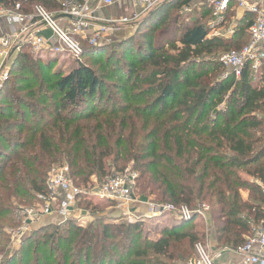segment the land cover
<instances>
[{
  "label": "trees",
  "instance_id": "1",
  "mask_svg": "<svg viewBox=\"0 0 264 264\" xmlns=\"http://www.w3.org/2000/svg\"><path fill=\"white\" fill-rule=\"evenodd\" d=\"M61 1L0 4L13 8L20 2L21 12L30 13L35 5L60 10ZM194 2L158 3L117 46L85 43L82 56L90 63L73 58L67 70L56 67L52 76L47 73L53 56H43L51 51L33 53L22 45L11 68L29 72L25 63H35L39 83L29 100L13 96L15 103L0 104V252L8 243L4 226L20 223L14 203L26 204L34 193L47 191L52 165H66L78 185L131 165L140 193L157 203L193 208L207 199L215 207L211 220L223 247L238 250L252 226L264 223V67L257 80L249 66L235 78L224 75L221 62L207 59L219 49L244 46L250 16L240 17L229 38L209 36L213 9L206 0L192 8ZM234 15L229 12V18ZM46 85L55 98L48 119L42 116ZM2 97H9L7 80ZM78 204L94 214L87 226L69 218L39 227L0 263L173 264L194 257L195 243L205 239L204 229L194 230L197 214L174 220L152 239L142 220L111 214L110 219L106 205ZM48 230L47 238L40 236Z\"/></svg>",
  "mask_w": 264,
  "mask_h": 264
},
{
  "label": "built area",
  "instance_id": "2",
  "mask_svg": "<svg viewBox=\"0 0 264 264\" xmlns=\"http://www.w3.org/2000/svg\"><path fill=\"white\" fill-rule=\"evenodd\" d=\"M116 1L121 0H62V7L58 13L59 18L41 5H35L32 13H23L20 10V2H17L13 8H4L0 4V15L6 18L8 24L19 26V29H13L12 33L0 37V54H6L7 50L13 47L19 49L23 44H27L33 53L40 52L46 46L50 51L63 50L68 55L79 58L83 53L84 43L94 45L104 42L101 36L107 31L108 26L115 23H132L164 0H125L135 8L130 17L111 19L98 15L99 10L101 11L103 7H108ZM206 1L213 9L212 18L209 21L211 31L223 28V32L217 35L219 37L229 38L236 32L237 15L228 18L230 11H242L250 16L247 30L248 41L240 49L224 53L220 61L225 67L232 70L235 78L241 76L246 66H249L254 73H261L264 67V0ZM39 23L51 29L57 43L47 40L41 34ZM227 27L228 31L225 33ZM6 76L7 72L5 71L1 75L0 86ZM137 177V172L128 166L121 172L107 174L100 185L81 186L68 175L66 166L55 167L48 173L47 191L37 195V201L42 202L41 207L23 211V227L15 235L19 239L23 237L29 225L38 220L40 216L48 218L58 215L62 219L60 222L74 218L78 224L83 225L84 223H79L84 219L78 214V210L73 212L76 203L80 200L106 205L111 210H117L119 216H128L131 212L128 203L134 200ZM148 208L151 216L173 213L184 220L190 219L196 214L204 215V210L207 209L204 205L196 210H191L186 205L176 206L171 203L157 202H150ZM86 211L87 213L82 216L86 215L85 217L89 218V211ZM127 219L132 221L138 218L128 217ZM244 238V244L238 248V251L243 254V264H264L263 221L259 225L252 226L251 233ZM195 252V256L186 264H215L205 246L200 242L195 243Z\"/></svg>",
  "mask_w": 264,
  "mask_h": 264
},
{
  "label": "rangeland",
  "instance_id": "3",
  "mask_svg": "<svg viewBox=\"0 0 264 264\" xmlns=\"http://www.w3.org/2000/svg\"><path fill=\"white\" fill-rule=\"evenodd\" d=\"M62 2V1H61ZM201 0H196V2L193 3V5L191 6L192 8H195L197 7V4L200 3ZM116 3V2H115ZM43 7V6H42ZM44 8V7H43ZM112 6H109V7H103V9L100 11H98V15L101 16V17H105V18H111V19H118L120 17H123V16H132L133 12L131 13V9H128V10H124L127 15H125L124 13L123 14H116V15H112L111 13V10H112ZM61 10V9H60ZM60 10H54V11H49L50 13H53V14H58ZM109 11L107 14H102V13H105ZM187 12V11H185ZM144 14V13H143ZM142 14V15H143ZM141 15V16H142ZM141 18V17H140ZM229 18V16H228ZM138 22V20L136 21H133L132 23H115L111 26H108L109 28H107V31L101 36V39L104 41L103 44H94V45H88L90 47H93V48H96L98 46H102V45H106V46H111V47H115L117 46V44H114L116 43L117 41H120V38L124 35H127L128 33L129 36L131 34H133V32L136 30V23ZM105 24V23H104ZM228 31V27L225 28V33ZM221 32H223V28L221 29H214V30H210L209 32V36H217L219 35ZM214 34V35H213ZM54 41V43H57L56 42V39L52 40ZM85 44V43H84ZM58 45V44H57ZM226 51H222V49H219L216 53H213L211 56H208L207 59H212L213 61H217V62H221L220 59L222 57V55L224 53H226ZM53 53V54H51ZM44 55H48L50 57H52L51 59V64L53 63V67L51 69V71H48L47 74H49L50 76H52L53 74V71L55 70L56 67H58L59 69V72H61V70H67L68 67L71 66V63L73 61V58L75 57H72L70 55L67 54L66 51H51L49 53H43V56ZM79 58H82V60L90 63L91 59L89 58V56L85 55V56H80ZM104 58H106V55H104ZM13 62V60H12ZM12 62H7V64L5 65V68L3 69V71L1 70V73H0V79H1V75L3 72H7V76L5 77V80H7V87L9 88V97L7 99H5L4 97L0 98V104H10V103H15L16 101L13 99V96L15 97H22V98H25L26 100H29V94L30 92H33L32 90H36L38 89L37 85H38V81H35L33 78V76L37 75L38 76V73H39V70L37 68L36 65H34L35 63H30L29 61L25 63V68H28L29 67V72L27 71H23V70H19L16 69V70H13L11 68L12 66ZM222 64V63H220ZM222 66L224 67V75H230L232 74V70L230 68H227L225 67L223 64ZM13 70V71H12ZM41 70V69H40ZM42 72V70H41ZM47 72V71H46ZM254 73V72H253ZM34 74V75H33ZM255 74V79L257 80V76L260 75L261 73H259L258 75L256 73ZM21 76V77H20ZM22 78L26 79V81L22 80ZM40 78V77H39ZM45 78V76H42L41 79L43 80ZM49 77H46L45 79H48ZM39 79V80H41ZM4 80V81H5ZM3 81V82H4ZM49 82V81H48ZM43 91H45L46 95L44 97H46V101L44 102V104L42 105L43 106V112H42V116L45 118V119H48L47 115L48 114H52V112L55 111V103H54V100L55 98L53 97L54 96V93H53V90L49 87V85H46V87L43 89ZM52 96V97H50ZM50 98V99H47V98ZM52 104H54V106H52ZM46 109V110H45ZM35 120H38V117H36ZM32 124V123H31ZM30 124V125H31ZM33 126V124L31 125ZM12 135H15V132L11 133V136ZM55 166H58V165H55ZM63 166H66V165H63ZM63 166H60V167H63ZM120 166V165H119ZM132 168L131 165H128ZM127 166V167H128ZM126 167V168H127ZM55 168L54 165H52L49 169V171L47 172V175H46V178H45V184H46V179L48 177V173H50V171ZM133 169V168H132ZM109 170V174L112 173V172H121L123 170H118L117 167H114L112 169H108ZM134 170V169H133ZM135 171V170H134ZM137 172V171H136ZM138 174V173H137ZM240 174L242 176H244L245 178H247L248 180L250 181H253V182H257L256 180H254L253 178L247 176L244 172H240ZM105 178V177H104ZM104 178H100V177H97V176H93L91 177V181L88 182L87 184L86 183H80L82 186H88V185H100V183H102V181L104 180ZM42 193V192H40ZM35 195V199H33V201L31 202H28L26 204H18V202L14 203V205L17 206L18 208V214H19V220H20V223L17 225V226H4V231L6 232L7 234V246L5 248V252H0V262H1V258L2 256H4V254H6L7 252H13L15 250H17L19 248V246L21 245V242L23 241V239H25L26 237L28 236H31L34 234V231H36L39 227H42V226H47L48 224H50L51 222L52 223H55V224H58V225H61L63 222H60V219L61 217H59L58 215H53L51 217H45L43 218V216H40V218L38 220H36L35 222L31 223L28 227V229L24 232V236L21 237L19 239V237H17L15 234L19 231H21V228L23 227V221H24V215H23V211L25 209H39L41 207V203L40 201H37L38 198H37V195L39 193H34ZM134 200L130 201L128 203V208L129 210H131L130 212V215L128 216H120L119 218H125V217H130L132 219L136 218L137 217V214H138V209H136V206L137 204H140V205H146L147 207H149V203L150 202H155L153 201V196H146V195H142L139 191V189L137 188V185H136V188H135V192H134ZM243 196L245 198H248V194L246 192L243 193ZM250 200V199H249ZM87 201V200H86ZM139 205V206H140ZM202 205L206 206L207 209L204 210V215H199V217H197L193 222H195V225H194V230H196L197 232H201L203 229L205 231H207V229L209 227H212L213 229V222L211 220V215L214 211V206H212V204L206 199L204 201H201V202H197L193 208L192 207H189L191 210H196L198 208H200ZM136 206V207H135ZM76 209L78 210V214H80L81 218H83L81 222L79 223H84L83 225H80L78 224L79 226L81 227H85L88 225V223L90 221H92L94 219V214H92L91 212V209H85L84 207H82V204H78V202L76 203V206L73 210V212L76 211ZM88 210L89 214H90V217H85L84 215L82 216V214H85L87 213ZM110 209L108 208V210H106V213L107 211H109ZM135 210V211H134ZM107 217L110 219L113 218L112 216H110V214H106ZM244 215V213H243ZM78 216V217H80ZM141 216V215H140ZM52 218V219H50ZM145 219V218H144ZM139 220L141 221V218H139ZM77 221V220H76ZM143 222V226H142V229H149L150 228V225L152 224L153 221H148V219L142 221ZM210 229V228H209ZM148 231V230H147ZM51 231H45V233H39L40 236H43V238H47L48 234H50ZM203 246H205L206 244V240L204 239V241H199ZM205 249L206 251L209 253V249L205 246ZM236 250V249H235ZM210 254V253H209ZM193 258V257H192ZM32 258H30V260H32ZM191 260V259H189ZM188 260V261H189ZM187 261V262H188ZM1 264V263H0ZM173 264H186V261H178V262H175Z\"/></svg>",
  "mask_w": 264,
  "mask_h": 264
},
{
  "label": "crops",
  "instance_id": "4",
  "mask_svg": "<svg viewBox=\"0 0 264 264\" xmlns=\"http://www.w3.org/2000/svg\"><path fill=\"white\" fill-rule=\"evenodd\" d=\"M109 6L113 7L111 10V13L113 12L112 15L113 14L121 15L123 13L127 15V13L124 10L131 9V13L135 10V8L130 4V2L125 1V0L116 1V3L114 2L113 4ZM108 12L109 11L102 13V14H107ZM244 13L246 12H242V11L235 12V14L237 15V19L239 20L240 17L244 16ZM54 15L59 18L58 14H54ZM38 26L41 29V34L47 40L54 42L52 41L54 37L52 35L51 29L41 23H39ZM13 29L14 30L19 29V26L8 24L6 18L0 15V37L8 33H12ZM19 50L20 48L17 49L13 47L7 50L6 54H3V55L0 54V73H1V70L3 71V69L5 68V65L7 64V62H12V60L15 58ZM49 51H50L49 47L45 46V49L41 50L40 52H49ZM139 205L140 204L136 205L138 207L135 206L136 207L135 210L138 209L137 210L138 214L136 218L138 219L141 218L142 221H144L145 219L146 220L148 219V221H153L152 224L150 225V228L147 229L148 230L147 234L152 239L160 236V232L162 228H164L167 225L168 226L171 225L174 220L178 219V217L173 213H164L160 216H151L149 214V208L146 205H140V206ZM107 208L108 207H106V210H108ZM107 213L111 214L112 216L116 215L117 217H120L119 216L120 214L117 210L110 209L109 211H107ZM209 228L207 229V231L204 230L206 233L205 234V240H206L205 246L209 249L210 251L209 253L211 257L213 258L215 264H243V254L239 252L237 249L235 250V249L221 246V244L216 239L215 231L212 229V227H209Z\"/></svg>",
  "mask_w": 264,
  "mask_h": 264
},
{
  "label": "water",
  "instance_id": "5",
  "mask_svg": "<svg viewBox=\"0 0 264 264\" xmlns=\"http://www.w3.org/2000/svg\"><path fill=\"white\" fill-rule=\"evenodd\" d=\"M144 14H145V13H144ZM144 14H143V15H144ZM143 15H142V16H143ZM129 34H130V33H128L127 35H129ZM124 36H126V35H124ZM124 36H122V37H124ZM122 37H121V38H122ZM101 44H103V42H102Z\"/></svg>",
  "mask_w": 264,
  "mask_h": 264
}]
</instances>
